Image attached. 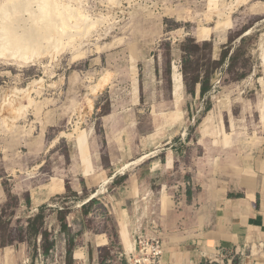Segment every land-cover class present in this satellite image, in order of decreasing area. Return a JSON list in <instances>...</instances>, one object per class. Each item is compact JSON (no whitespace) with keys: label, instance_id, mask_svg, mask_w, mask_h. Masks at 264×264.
<instances>
[{"label":"rangeland","instance_id":"374dc122","mask_svg":"<svg viewBox=\"0 0 264 264\" xmlns=\"http://www.w3.org/2000/svg\"><path fill=\"white\" fill-rule=\"evenodd\" d=\"M13 1L26 0H0V7ZM56 5L59 11L70 10L60 48L45 46L38 55L27 54L26 61L0 53V213L4 211L0 244L8 247L6 264H16L12 262L15 256L20 261L28 257L26 264H30L31 254L36 257L34 264H63L67 236L60 229L61 210L69 207L65 217L73 227L70 210L94 192L110 195L117 188L112 174L87 195L79 190L77 195L70 192L54 197L43 212L44 226L33 244L28 225L38 215L37 195H28L27 202L23 193L20 197L14 194L19 182L33 176L48 188L46 169L51 166L66 172L78 152V140L85 136L87 141L91 126L99 132L98 114L108 109L109 94L132 89L136 79L149 88L161 86L162 81L170 80L174 66L178 67L190 113L177 140L141 154L134 164L179 166V148L188 144L193 129L211 108L216 124L228 108L243 121L233 118L234 126L245 129L234 141L243 144L264 139V0H55ZM28 15L21 14L14 25L31 27L34 20ZM242 32L252 37L251 72L232 79L228 61L221 67L216 63L229 39H234L235 47ZM189 39L197 44L195 71L190 73L196 78L202 71L203 41L210 44L211 88L205 96L200 91L196 96L197 85L190 95L186 86L184 58ZM103 81V86L92 92V87ZM170 96L166 92L163 98ZM170 150L175 151L172 158ZM124 167L118 173L125 170L128 174L129 167ZM41 231L55 241V253L44 254Z\"/></svg>","mask_w":264,"mask_h":264},{"label":"crops","instance_id":"0c3cea01","mask_svg":"<svg viewBox=\"0 0 264 264\" xmlns=\"http://www.w3.org/2000/svg\"><path fill=\"white\" fill-rule=\"evenodd\" d=\"M147 85L136 79L132 89L110 93L108 109L98 114L99 132L91 126L87 141L85 136L78 140L67 171L51 166L46 169L48 188L33 176L19 182L14 194L23 193L27 202L28 195L36 194L39 214L54 197L79 190L87 195L114 174L117 188L110 195L94 192L70 210L74 226L66 233L63 264H131L130 252L141 236L162 239L158 264H264V139L234 141L245 129L234 126L233 118L243 121L228 108L216 124L211 108L188 144L179 148V166L134 164L141 154L177 140L190 113L183 78L175 86L174 71L161 86ZM199 89L197 76L198 97ZM166 92L169 99L163 98ZM174 153L170 150L171 158ZM123 166L129 167L128 174L118 173ZM31 233L33 244L38 232ZM41 239L46 254L47 241ZM7 249L0 247V264H6ZM27 259L15 256L12 262L26 264Z\"/></svg>","mask_w":264,"mask_h":264},{"label":"bare ground","instance_id":"6f19581e","mask_svg":"<svg viewBox=\"0 0 264 264\" xmlns=\"http://www.w3.org/2000/svg\"><path fill=\"white\" fill-rule=\"evenodd\" d=\"M17 2L13 1L0 7V53L16 55L26 61L27 54L38 55L45 46L60 48L62 38L66 34L65 27L68 24L70 10L64 6L63 8L67 10L59 11L61 9L56 8L55 0ZM25 12L34 20V24L30 25L31 27L22 26L23 24L15 26V21H20V15ZM103 84L104 81L95 84L92 92L100 89ZM88 101L92 106L90 98Z\"/></svg>","mask_w":264,"mask_h":264},{"label":"trees","instance_id":"16d2710c","mask_svg":"<svg viewBox=\"0 0 264 264\" xmlns=\"http://www.w3.org/2000/svg\"><path fill=\"white\" fill-rule=\"evenodd\" d=\"M244 32V31H243ZM243 32L238 36L240 40L238 44L233 47L234 39L230 38L228 44L222 48L220 59L218 63H216L217 67H221L224 65L226 61H228V72L232 79L235 78H243L246 77L251 72V49L250 46L252 44V37L250 35H243ZM190 44L185 47V58H184V73L187 77L186 86L188 89V93L190 95H194L195 87L197 85V78L191 75L194 70V60L193 57L197 53V44L193 41V39L188 40ZM203 62H202V71L200 73L199 83H200V95L204 96L211 88V60L209 57L210 44L207 41H203ZM174 83L175 86L181 85V74L179 73L178 67L174 66ZM61 210L60 214H63L60 217V220L63 222L62 229L67 233L69 228L67 226L65 213ZM44 222V214L40 212L34 218L30 220L28 225V230L33 232L34 234L40 230L41 224ZM39 227V228H38ZM42 238L47 241V247L45 249V253L47 254L50 247L53 245L52 242L48 240L47 235L43 232L41 234ZM70 252L67 251V258H69Z\"/></svg>","mask_w":264,"mask_h":264},{"label":"built area","instance_id":"2783aa9c","mask_svg":"<svg viewBox=\"0 0 264 264\" xmlns=\"http://www.w3.org/2000/svg\"><path fill=\"white\" fill-rule=\"evenodd\" d=\"M66 222L68 228H70L71 225L68 221ZM48 240L52 242L53 245L50 247L47 255L56 252L55 241L52 240L50 235ZM163 253L164 246L161 238H159L158 236H141L134 242V248L130 252V262L131 264H158L160 259L162 258ZM63 254H65V250Z\"/></svg>","mask_w":264,"mask_h":264},{"label":"water","instance_id":"95a60500","mask_svg":"<svg viewBox=\"0 0 264 264\" xmlns=\"http://www.w3.org/2000/svg\"><path fill=\"white\" fill-rule=\"evenodd\" d=\"M248 33V32H247Z\"/></svg>","mask_w":264,"mask_h":264}]
</instances>
